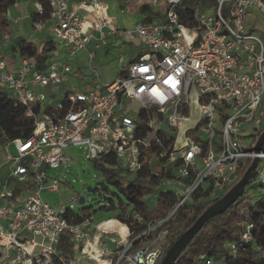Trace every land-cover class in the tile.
Here are the masks:
<instances>
[{"label":"built area","instance_id":"obj_1","mask_svg":"<svg viewBox=\"0 0 264 264\" xmlns=\"http://www.w3.org/2000/svg\"><path fill=\"white\" fill-rule=\"evenodd\" d=\"M71 1L42 0L49 8L44 22L50 23L62 59L37 70L22 58L12 73L0 58V83L34 121L29 138L4 146H13L14 154L7 153L0 166V264H52L55 259L98 264L99 258L111 263L112 251H103L106 241L118 249L113 264H160L165 237L174 242L182 233H176V214L198 190L211 187L212 196L225 194L258 158L243 193L256 188L264 196V144L255 151L264 130V40L246 25L254 11L264 18V0L194 1L183 7V21L178 7L185 0H123L127 7L146 6L152 12L151 19L145 15L130 30L115 25L103 0ZM35 8L41 13L42 3ZM41 24L34 23V29ZM110 38L138 39L145 50L131 62L121 55L119 74L109 84L99 82L90 68L94 53L89 51L93 82L53 102L47 93L58 95L76 55L89 46L104 48ZM191 108L198 117L188 124ZM161 130L175 133L169 150L162 148L160 166L168 173L162 185L177 202L135 236L123 223L125 237L99 229L92 220L69 222L65 213L71 206L56 210L42 199V192H58L64 183L48 171L72 161L69 147H81L88 162L112 157L135 175L142 168V151L152 143L162 146ZM8 179L22 188L15 193ZM251 228L246 225L243 242ZM113 234L120 240L109 238ZM62 237L71 246L72 260L66 261L58 248ZM126 238L130 242L123 244Z\"/></svg>","mask_w":264,"mask_h":264},{"label":"trees","instance_id":"obj_2","mask_svg":"<svg viewBox=\"0 0 264 264\" xmlns=\"http://www.w3.org/2000/svg\"><path fill=\"white\" fill-rule=\"evenodd\" d=\"M194 1L198 0H185L178 7L182 21L184 18L183 7L195 4ZM15 3L16 0H0V24L3 22L8 8ZM41 3L42 12L31 16L33 24L44 22L49 17V8L42 1ZM138 10L141 14H145L147 19L152 18V12L148 7L142 6ZM17 47L21 58L32 60L37 70H44L51 58V53L56 49V44L47 41L39 51L33 44L22 40ZM106 47H104V52H107ZM49 108L50 106L46 108V111ZM143 118L145 119V117ZM143 125H146V120L140 124V126ZM33 130L34 121L26 116V108L10 97L8 93L0 91V146L3 147L15 139L25 140L32 135ZM160 132L162 146L152 143L149 148L142 151V168L135 175H129L112 157L92 162L93 166L101 173L105 185V188L98 187L99 189L96 190L106 193L107 185H112L124 199V202L119 201L118 211L112 201L104 208L106 211L115 212V216L108 219H114L112 222L118 231L126 232L127 228L123 225L126 224L134 235L138 234L150 222L163 218L177 202L174 192L162 185L163 178L168 173L164 174L160 166L164 160L160 158L162 148L169 150L175 133L162 130ZM121 176L128 178L127 183L123 184L118 180V177ZM8 183L15 193L19 191L18 188H22L21 184L13 183L11 179H8ZM63 184L69 185L67 182ZM210 193L211 187L206 190H198L194 194L193 201L179 210L174 226L180 232L190 227L206 207L222 196V194L212 196ZM150 196H153L152 206L150 205ZM65 218L69 222L78 223L86 219L91 220V213L89 209H80L78 212L69 210L65 213ZM247 224L252 225L249 231L250 239L243 242L241 235L246 231ZM172 242L171 237H165L164 249L168 250ZM228 244H233L236 248L233 250ZM58 248L64 259L68 261V257L71 255L69 251L71 246L67 243L66 237L61 238ZM117 252L118 249L113 250L107 258L113 259ZM98 260L101 264H105L103 259L99 258ZM219 263L264 264V196L256 188L245 191L225 213L207 222L173 264ZM52 264L60 263L55 259Z\"/></svg>","mask_w":264,"mask_h":264},{"label":"rangeland","instance_id":"obj_3","mask_svg":"<svg viewBox=\"0 0 264 264\" xmlns=\"http://www.w3.org/2000/svg\"><path fill=\"white\" fill-rule=\"evenodd\" d=\"M75 1L72 0L71 3L76 5ZM103 1L108 6L106 10L107 16L113 17L121 26V28L125 30L132 29L136 25V23L140 22L145 17V14H141L140 12H138L137 9L140 8L138 5L127 7V4L123 0ZM135 6L138 8L135 9ZM71 12L74 13V10L72 9ZM253 14L254 17L252 19H248L246 21V25L250 27L255 35L264 40V18L260 16L258 17L257 14H255V11L253 12ZM53 42L55 44L58 43L54 38ZM109 43L106 47L107 52H104L103 48L94 50L92 46H89L87 50H82L76 55L74 60L71 62L72 71L68 75L66 81L60 86L58 95H56V93H47V95L51 97L53 102H56L62 97L65 92H68L72 88L79 87L83 85V83L93 82L91 70L88 67L87 54L89 50L94 53V59L90 65V68L96 70L98 75L97 79L99 82L109 84L113 82L119 74L121 66V64L118 62L119 57L121 55H124L125 57L126 52H129V55L127 56H130L132 53L144 49V46L138 39H132L128 41L118 40L114 43ZM57 50L60 53V58H62L63 53L61 47H57ZM0 91L7 93L1 83ZM133 107L137 109L138 104L133 103ZM197 117V109L191 108L190 120L188 124L193 123ZM179 138L181 139L182 136L179 135ZM9 152L14 154L13 146H9L7 150L6 147L0 146V166L7 162V153ZM66 154L72 157V161H70L64 167H61L59 170H49L48 174L56 178L60 182L69 183V185L67 186L62 184L58 192H42V199L49 203L56 210H58L60 206H71V209L74 212H78L80 209H89L91 213V220L94 225L99 224L110 217H114L115 212L106 211L104 208H106L110 204V201H112L118 211L119 201L124 202L123 197L112 185H107L106 193H100L96 190L98 188L97 183L104 181L103 177L101 173L93 166L92 162L84 160L81 147H69L68 149H66ZM118 180L121 183L125 184L127 183L128 178L126 176H121L118 177ZM89 187L92 188L93 191L88 192L87 188ZM79 197L84 198V203L81 205L78 204V201H72V198L79 199ZM149 200L150 205L152 206L154 203L153 196H150ZM113 220L114 219L108 222V225L114 226V223L112 222ZM179 231L180 230L178 229L176 233L178 234ZM118 232L121 236L122 232ZM108 236L109 238L120 240V238L116 234ZM129 242L130 239L126 238V241H124L123 244H128ZM116 248L117 247L115 245H111L106 241L103 251L104 253H106V251L111 252ZM68 259L72 260V256L70 255ZM114 259L115 257L112 259L111 263L106 262L105 264H113L115 261ZM97 262L98 264H101L99 260H97Z\"/></svg>","mask_w":264,"mask_h":264},{"label":"crops","instance_id":"obj_4","mask_svg":"<svg viewBox=\"0 0 264 264\" xmlns=\"http://www.w3.org/2000/svg\"><path fill=\"white\" fill-rule=\"evenodd\" d=\"M41 1L42 0H16V3L8 8L4 16V20L0 24V58L7 62V70L9 72L13 73L17 69L20 60L22 59L17 51V46L22 40L33 44L39 51L47 41L53 42L49 22H42L40 29H34L33 22L31 21V16L35 13H38L35 8V4L41 3ZM79 1L81 0L75 1V4ZM136 8L138 7L135 6V9ZM111 18L118 28L125 30L121 28V26L113 17ZM118 40L121 39L110 38L108 43H114ZM106 46H108V44ZM144 50L145 48L141 51L132 53L130 56H127L129 55V52H126L125 61L131 62L135 60L142 52H144ZM58 54L60 53L56 48L51 53V58L48 60V62L62 59L60 56H58L59 58L57 57Z\"/></svg>","mask_w":264,"mask_h":264},{"label":"water","instance_id":"obj_5","mask_svg":"<svg viewBox=\"0 0 264 264\" xmlns=\"http://www.w3.org/2000/svg\"><path fill=\"white\" fill-rule=\"evenodd\" d=\"M263 144L264 130L256 143L255 151L258 152ZM257 164L258 158H255L250 166L246 169L240 180L235 185H233L225 194H223L217 201L210 204L208 207H206V209H204V211L201 212V214L197 217L193 224L185 231H183L181 235L170 245L160 264L175 263L183 250L190 244V242L195 238V236L207 222H209L216 216L222 215L227 209H229L233 204L236 203V201L242 196L245 187L254 176ZM97 187L105 188V185L103 182H99L97 183ZM87 191L91 192L92 188H87ZM83 202L84 198L79 197L78 204L81 205L83 204Z\"/></svg>","mask_w":264,"mask_h":264},{"label":"bare ground","instance_id":"obj_6","mask_svg":"<svg viewBox=\"0 0 264 264\" xmlns=\"http://www.w3.org/2000/svg\"><path fill=\"white\" fill-rule=\"evenodd\" d=\"M110 221H108V222H110ZM108 222L100 223L99 229H103L105 231H117L118 232V228L116 226L108 225ZM126 234H127V231L126 232L122 231L121 237L122 236L125 237Z\"/></svg>","mask_w":264,"mask_h":264}]
</instances>
